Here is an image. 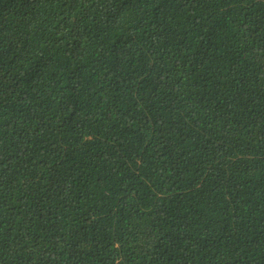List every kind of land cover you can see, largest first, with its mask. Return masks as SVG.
Wrapping results in <instances>:
<instances>
[{"label":"trees","instance_id":"obj_1","mask_svg":"<svg viewBox=\"0 0 264 264\" xmlns=\"http://www.w3.org/2000/svg\"><path fill=\"white\" fill-rule=\"evenodd\" d=\"M0 264H264V0H0Z\"/></svg>","mask_w":264,"mask_h":264}]
</instances>
